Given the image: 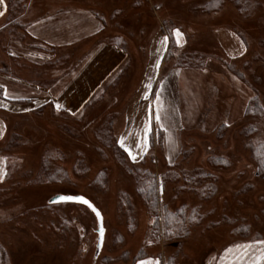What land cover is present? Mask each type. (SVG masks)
<instances>
[{
  "label": "rangeland",
  "instance_id": "rangeland-1",
  "mask_svg": "<svg viewBox=\"0 0 264 264\" xmlns=\"http://www.w3.org/2000/svg\"><path fill=\"white\" fill-rule=\"evenodd\" d=\"M99 1L105 8L111 7V11L116 8L121 10L116 16H113V11L106 15L110 23L106 32L111 36H124L130 41L129 55L133 58V68L139 61L143 69L146 68L151 41L157 33H164L161 25L164 21L167 23V33L176 40L174 30L181 31L180 48L174 50L173 56L163 64L157 85L173 66L181 69L200 68L176 64L179 55L190 52L203 55L205 64L211 60L222 63L225 74L229 65H233L244 75L245 80L242 81L235 76H223L228 109L221 111L222 122L213 130H204L205 134L188 130L184 128L187 119L181 121L179 112H176L177 125L169 124L166 130L172 155L169 161L163 155L164 136L154 142L156 153L149 151L143 161H133L127 155L124 159L121 153H116L129 166L153 172L158 182L170 170L192 173L200 169L213 173L216 176V194L203 201L194 192L178 191L185 184L182 179L161 184L158 190V215L162 242L155 244L149 238L153 215L136 193L133 178L118 165L110 150L106 149L109 160L104 161L99 157L94 127L91 129L96 113L75 121L65 113L56 116L49 108L43 113L32 114L2 109L0 120L9 124L10 133L0 147L7 148L14 137L16 144L8 149L10 154L4 153L6 175L0 180V264H102L105 258L112 259L110 264H134L143 259L161 264L162 257L166 264L182 250H205L202 264H206L214 253L229 248L237 250V245L253 244L251 250H260L264 245L254 242L264 240V176L258 175L246 146L264 143V117L248 118L244 116V111L248 100L256 95L264 106V0H249L255 9L246 19L238 15L232 0H225L223 10L214 14L192 11L194 6L205 0ZM159 3H163L162 9ZM154 5L158 8L156 11L153 10ZM152 56L150 69L157 74L163 53L156 49ZM183 81L184 86L177 88L179 95L184 90L191 92L192 82L195 83L191 79L189 82L192 86L189 84L186 89L188 82ZM109 91L114 92L112 89ZM150 95L151 91L148 100ZM132 96L129 89H124L121 95L109 93L99 104L101 113L107 114L109 111L115 114L120 127L125 116L122 107ZM190 100L186 105L189 106ZM222 125L226 128L222 129V137L217 138ZM196 135L201 137V141L194 140L193 136ZM56 149L63 151L65 161L52 160L51 171L60 165L68 170L71 179L65 183L42 185L40 182H45L46 175L39 172L41 159L45 151L55 156ZM209 156L225 157L229 167L211 168L206 161ZM78 157L89 166L88 174L75 173ZM102 169H107L108 173V186L104 191L90 185ZM120 191L128 193L133 202L136 219L134 232H129L126 216L118 215ZM59 195H82L100 212L105 231L99 255V222L96 214L82 204L49 206L51 200ZM183 205L200 207L202 223L192 227L187 238L163 240V209L174 212ZM120 236L123 237L122 243H118ZM142 248L146 255L143 259H137ZM189 254L194 255L190 251Z\"/></svg>",
  "mask_w": 264,
  "mask_h": 264
},
{
  "label": "crops",
  "instance_id": "crops-1",
  "mask_svg": "<svg viewBox=\"0 0 264 264\" xmlns=\"http://www.w3.org/2000/svg\"><path fill=\"white\" fill-rule=\"evenodd\" d=\"M158 6L160 9L164 7L163 3ZM7 8L8 0H4L0 4V12L3 13L0 15V87L4 95V99H0V110L32 114L43 113L49 108L56 116L65 113L75 121L86 115L89 117L94 112L96 114L92 129L110 114L109 111L107 114L101 113L99 104L103 99L109 93L121 95L124 89H129L134 96L122 107L125 109V116L120 127L114 114V133L119 145V141L123 139L125 145L137 155L136 160L146 157L149 151L154 150L156 153L154 142L157 138L160 139L161 134L164 136L163 155L170 160L172 155L167 144L166 130L169 124L177 125L176 112H179L178 118L181 121L187 119L184 128L188 130H197L199 134H205L204 130H213L222 122L221 111L228 109L226 87L222 85L223 76L240 79L230 68L225 74L222 71L223 64L211 60L207 64L204 62L200 68L181 69L173 66L157 85L160 70L165 61L170 59L172 42L176 45L175 50L180 48L176 38L167 33L166 21L161 24L164 33H157L151 41L146 68L143 69L141 61L133 68V58L129 55L130 41L127 39L128 50L111 42L115 35L111 36L106 32L110 25L106 15L112 12L111 7L106 9L99 0H28L21 18L23 27L18 36L1 34L8 32ZM157 9L154 5L153 10ZM164 37H168L167 42L163 41ZM156 49L163 53L157 74L150 69L152 53ZM194 53L197 54H183ZM131 72L133 74L127 82ZM183 79L188 82L185 84L186 89L191 84V79L195 83L192 82L191 92L184 90L179 95L177 88L184 86ZM149 83L152 84L151 90L146 88ZM5 90L8 95L4 94ZM150 91V100H145V93L150 94ZM156 95L161 97L163 105L159 122L154 118ZM189 100L188 106L186 103ZM57 104L62 107L57 109ZM149 106H152L151 131L145 132ZM9 127L7 122L0 120V145L7 139ZM15 127L16 125L13 126ZM145 138L148 149L142 152L136 144ZM193 138L201 141V137L197 135ZM5 152L10 154L6 147H0V169L4 171L7 168ZM125 153L131 159L126 151ZM189 251L194 255H190ZM204 251L182 250L176 258V264H202ZM219 251L211 255L206 264H252L259 256V250H249L248 255L242 257L238 250H233L232 253ZM140 261L134 264H140ZM164 261L165 258L162 257L161 264H165ZM258 264H264V260Z\"/></svg>",
  "mask_w": 264,
  "mask_h": 264
},
{
  "label": "trees",
  "instance_id": "trees-1",
  "mask_svg": "<svg viewBox=\"0 0 264 264\" xmlns=\"http://www.w3.org/2000/svg\"><path fill=\"white\" fill-rule=\"evenodd\" d=\"M28 0H8V8H7V28L8 32H1L2 35H6L5 33H9L11 36H18L19 31L22 29L23 25L21 23V18L23 16L24 11L27 8ZM234 6L237 9L238 15L243 18H249L255 9L254 6L249 4V0H232ZM135 5V2L134 4ZM225 6V0H205L199 5H196L192 8V11L195 13L202 14H214L223 10ZM113 16H116L121 12L120 9L116 8L112 10ZM112 18V16H111ZM1 37V35H0ZM3 37V36H2ZM112 43H116L128 50V40L124 36L115 35L111 39ZM176 45L174 42L171 44V51L169 53V57L173 56L172 50H175ZM176 64L178 66H198L202 67L204 65V56L201 54H181L177 57ZM229 68L242 80H245L244 75L239 72L233 65H229ZM3 96V90L0 87V97ZM114 114H108L104 119H102L93 130V135L95 139L96 149L99 152V157L102 160H109L110 156L106 152V149L110 150L112 153V157L116 160L118 165L123 167L127 174H129L134 182L136 193L143 200L146 205L149 213L153 215V224L151 227L150 233V241L155 244H160L162 242L161 236V227L159 226V200H158V190L160 189L161 184L163 185L166 181L173 180L178 181L182 179L184 181L183 187H180L178 191H190L197 194L203 201L209 200L216 194V176L210 172H202L200 169H196L192 173L178 172V171H167L164 173L160 182L157 181L156 176L153 172L148 169L139 168V167H131L126 164V153L123 148L117 142V138L114 133ZM245 117L248 118H258L261 119L264 117V106L260 101V97L258 95L254 96L250 99L246 111ZM226 126L222 125L218 132L217 138L222 137V129H225ZM251 132V129L248 130ZM162 136V135H160ZM16 138V137H14ZM10 139L8 142V146L6 151L10 149L11 146L16 144V139ZM18 138V136H17ZM10 145V146H9ZM153 147V143H151V149ZM247 150L250 153L251 159L255 163L257 167V173L259 176H264V143L256 146H246ZM116 153H121L124 156L123 161L118 158ZM56 162H64L65 156L61 149H56L55 156H51L48 151H45L41 159L40 165V173L45 174L46 177L45 182L42 180L40 183L43 185H47L50 183H65L71 179V175L65 167L60 165L56 166V169L51 171L52 169V160ZM146 157L142 158V161L145 160ZM207 164L211 168L224 169L229 167V161L222 156H209L207 157ZM74 171L78 175L88 174L89 166L86 162L82 161L80 157L77 158L74 166ZM169 172V173H168ZM39 173V174H40ZM38 180H41L40 178ZM91 186H95L100 191H104L108 186V173L107 169H102L99 171L95 178L90 183ZM159 186V187H158ZM118 208L117 212L119 217L126 216V223L129 232H134L136 228V219L134 218V206L131 200V197L128 193L120 191L118 193ZM66 203H54L49 206L60 205ZM200 207L191 208L188 205H183L178 208L176 211L172 212L163 209V217H162V233L163 240L169 239H184L187 238L191 233V228L198 226L202 223L203 218L199 213ZM241 232L243 231L241 228L239 229ZM123 237H118V243L123 242ZM146 255L144 248L140 250V253L136 256L138 259H143ZM135 258V259H136ZM176 258H170L166 264H176ZM112 263V259L105 258L102 261V264H110Z\"/></svg>",
  "mask_w": 264,
  "mask_h": 264
},
{
  "label": "snow or ice",
  "instance_id": "snow-or-ice-1",
  "mask_svg": "<svg viewBox=\"0 0 264 264\" xmlns=\"http://www.w3.org/2000/svg\"><path fill=\"white\" fill-rule=\"evenodd\" d=\"M4 0H0V4H3ZM0 15H3L2 12H0ZM175 36L178 38L177 42H179V38L183 35L181 33V31L179 29H175ZM168 37H164L163 41L167 42ZM146 88L148 90L152 89V84L149 83L146 85ZM5 95H8L7 91L5 90L4 92ZM145 100L149 99V92H146L144 97ZM155 101H156V107H155V120L157 122H159L161 120V116H160V110L162 108V101H161V97L159 95L155 96ZM62 106L60 104L56 105L57 109H60ZM151 120H152V106H149V110H148V121L146 122V127H145V132H150L151 131ZM121 148H124L125 151L128 153V156L131 157V159L133 161H136L137 155L133 154V152L125 145V142L123 139H121L119 141ZM136 147L138 149H140L142 152H146L148 149V143H147V139H143L140 143L136 144ZM6 175V172L3 169H0V180H2L4 178V176ZM57 201L60 202H69V201H74V202H80L84 205H87L88 208H90L95 214L96 216H100V212L89 202V200H87L84 196L82 195H59L57 197ZM104 228L101 227L99 229L100 232V237L101 240L104 237ZM255 244H259V245H264V240H257L254 242ZM253 248V244H243V245H237L236 249L241 253V257L242 256H247L249 253V250H251ZM228 253H232L233 249L229 248L226 250ZM264 260V247H262L259 250V256H257L252 264H258L259 261ZM140 264H159V261H153V260H141Z\"/></svg>",
  "mask_w": 264,
  "mask_h": 264
},
{
  "label": "water",
  "instance_id": "water-1",
  "mask_svg": "<svg viewBox=\"0 0 264 264\" xmlns=\"http://www.w3.org/2000/svg\"><path fill=\"white\" fill-rule=\"evenodd\" d=\"M54 203H76V204H82V203H80V202H74V201L60 202V201H57V197L54 198L53 200H51V202H50V204H54ZM82 205H84V204H82ZM84 206H87V205H84ZM87 207H88V206H87ZM97 218H98L99 229H100L101 227H103L101 214H100L99 217L97 216ZM98 233H99V243H98V248H97V249H98V250H97V255H99V253L101 252V249H102V246H103V239H104V237H103V239L101 240L100 232L98 231Z\"/></svg>",
  "mask_w": 264,
  "mask_h": 264
}]
</instances>
